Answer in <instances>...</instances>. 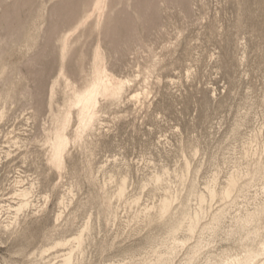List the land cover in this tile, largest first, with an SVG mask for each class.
I'll use <instances>...</instances> for the list:
<instances>
[{
	"label": "rangeland",
	"instance_id": "rangeland-1",
	"mask_svg": "<svg viewBox=\"0 0 264 264\" xmlns=\"http://www.w3.org/2000/svg\"><path fill=\"white\" fill-rule=\"evenodd\" d=\"M97 80L123 87L98 94L81 129L74 98ZM63 114L57 168L50 142ZM259 157L264 0H0V264L57 263L69 245L56 242L85 225L80 264H137L164 234L135 214L166 190L185 197L191 182L204 191L214 177L221 188ZM155 174L159 185L149 183ZM262 186L238 197L225 226L263 197ZM210 204L212 212L222 202ZM230 245L218 238L211 249Z\"/></svg>",
	"mask_w": 264,
	"mask_h": 264
},
{
	"label": "bare ground",
	"instance_id": "bare-ground-1",
	"mask_svg": "<svg viewBox=\"0 0 264 264\" xmlns=\"http://www.w3.org/2000/svg\"><path fill=\"white\" fill-rule=\"evenodd\" d=\"M122 87V81L113 85L97 80L92 81L87 88L76 94L73 103L78 106L80 128L84 129L90 125L91 109L98 94L114 96L120 92ZM57 119L60 125L51 138L50 162L60 168L62 154L67 144L62 131L67 116L63 114ZM244 155L247 156L248 152L245 151ZM189 170L190 162L186 159L177 173L180 184H184ZM163 177L161 174H155L149 179V183L159 185L163 182ZM257 180H263L261 190L264 192V157L255 158L244 171L231 172L221 188L215 187L213 177L204 191H198L195 184L191 182L185 197H181L178 192L166 190L156 204L133 216L134 220L141 221L147 226L157 227L164 234L162 247L154 249L152 257L137 264H264V194L261 199L253 203L252 207L245 206L246 208L234 214L228 226L224 225V219L236 204L238 197L245 196L246 189ZM125 188V178L119 179L114 191L118 198L124 196ZM20 193L26 195L28 191L24 189ZM191 198L196 201L195 207L189 204ZM214 200L222 204L209 212L207 208ZM26 204L27 202L22 201L18 208ZM206 215L209 219L202 222ZM89 226L85 225L72 240L56 242L57 245L68 244L69 248L60 255V260L53 264H80L74 252L83 250L84 236ZM195 235H197L195 242L189 245L188 240ZM154 238L153 234L148 235V243L151 244ZM218 238L230 241L231 245L218 252L212 251L211 244ZM182 250H184V257L176 263L175 258ZM42 255L43 253L40 254ZM31 264L47 263L34 261Z\"/></svg>",
	"mask_w": 264,
	"mask_h": 264
}]
</instances>
